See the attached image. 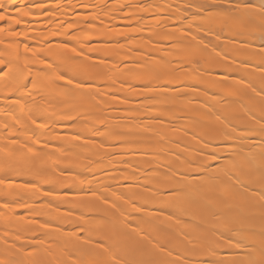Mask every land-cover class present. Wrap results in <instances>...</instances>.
Masks as SVG:
<instances>
[{"label":"bare ground","instance_id":"6f19581e","mask_svg":"<svg viewBox=\"0 0 264 264\" xmlns=\"http://www.w3.org/2000/svg\"><path fill=\"white\" fill-rule=\"evenodd\" d=\"M42 1L43 3L45 1L48 2L47 0ZM61 1L58 0L55 6H53L54 3L44 4L52 14L57 10H55L57 5L58 7L61 6ZM99 1V5L105 2V0ZM118 1V4L115 5L116 8L113 6L115 3H111L115 10H118L121 4L132 5L131 8H125L128 9L127 12H123L127 17L131 16V19L126 18L124 15L125 20H120V23L122 21L125 25H133L132 28L126 29L125 33L135 38L131 40L122 38V41H125L124 48H121L119 45H117V47H112V45L97 46L107 48L106 52H100L101 55H110L108 53L111 52L114 54L115 51H119L120 53L122 49L124 51V60L149 59L152 64L157 65L161 63L157 59L158 56H165L171 60L182 59L185 62L198 59L200 63H193L190 69L179 72H174L169 69L170 75L167 76L166 79L172 80L175 84H182L184 82L188 84L199 83L202 87H207L209 90L214 89L215 94L218 91V93H220L224 88H236V91H238L241 89L245 90L249 84L254 85L259 81L264 83V71L258 67L259 61L264 59V57L258 54L260 51L258 47L260 44L259 30L254 27L242 26L233 18L235 16L249 14L245 10L224 14L222 10L219 12H208L205 9L198 8V6L202 4L205 5L206 8L213 4H223L226 3V0ZM86 2L87 0H85V3ZM252 2L258 5L261 0H252ZM140 3L144 4V10L137 7ZM50 4L55 8H52ZM75 4L79 3L75 2L71 5L74 6ZM63 5L65 4L63 3ZM113 8L111 10H104L103 15L102 13L99 14L105 16L104 18L107 19L109 21L108 23H111V25L113 21H111L112 16L109 15L115 12ZM73 10L72 8L71 10H66L68 16L74 13ZM57 11L61 12L62 10ZM69 12L73 13L70 14ZM117 12L118 11H116V13ZM76 14H74V17L70 16V18L84 21L88 15L80 12ZM48 16L49 15L34 11L33 17H24L23 19L28 22L22 24L25 30L20 40L22 39L23 41L5 43L4 41L7 37L4 36V33L0 34V50H2L0 59L4 62L0 64V68L8 66L16 82V84L13 85H0V95L3 97L0 99V134H2L3 129H6L7 126L14 125L18 119L27 124L34 123L40 126V130L38 131H34L31 128L21 134L15 132L12 137L21 136V140L14 141L13 139L7 138L0 142V160H5V162L0 163V171L3 172V174L0 172V179L4 180V183L0 184V198L4 201L6 207L10 202L21 201L26 198L29 199L28 201L20 203L17 207L11 208L9 206V208L5 209V215H9L8 222H10V226L7 229L13 228L14 230H18L19 228L23 232H27L28 229H35L28 227L24 229L21 228L22 226H18L16 221L18 217L15 214L19 210H25L29 212L26 215L25 224L36 222V231H38V233L42 232L40 233L41 237L48 233V236L46 235L47 237H42L44 238L41 244V247H43V255L41 254L43 258H41L40 261H36L38 262L37 264H41L44 260L46 262L44 261L43 264H97L98 261L108 259L112 253L123 254L132 247L135 248V251L130 252L126 257L130 260L142 258L141 250L144 248L151 249L157 257L169 259L166 253H159L158 249L152 247V244L156 241H159L160 244L165 245L167 248L178 250L181 253H190V250L194 246L197 233L191 225L183 222L178 224L174 217H170L167 214V212L176 211L174 206L168 207L166 213H156L152 211L135 213L132 211L130 204H124L120 210H116L110 205L103 203V196H100V193H105L110 199L113 198V192L121 191L131 195L133 199H141L142 201L152 199L150 194L141 198L138 194L143 192V189L136 186L137 181L141 184L154 183V181L144 179L145 176L159 175V173L152 171V169L160 168L163 170L168 165H171L173 168L187 167L185 163L186 160H192L196 163L201 162L197 159L200 153L196 151L201 145L193 141L190 136L185 135L183 129L187 127L203 134L201 126L197 123V121L201 120L206 123L214 124L217 127H222L223 124L221 121L216 120L217 114H220L228 117L232 124L237 126V132H240L244 125L248 127L253 123L247 118L246 112L248 108L254 107L253 102L248 103L250 97H252L254 93L250 92L251 90L238 92L239 97L242 95L239 103L242 102L241 100L246 99V97V100H248L247 102L244 100L242 102L244 104H239V97H236V99L233 97L232 101L234 102H231V100L229 101V98L225 95L222 96L223 98L225 97L224 99L218 98V100H216V96L213 100L209 96V91V97L207 96V99L206 95L204 96L205 98L202 96L204 92L202 93L199 89L193 91L190 87H182L180 88L179 95L175 92H169L170 97L178 96V101L176 99V101H172V99L161 97L158 101L139 103L127 102L120 105H123L124 108H139V113L125 112L123 110L121 113V111L117 110L118 108L116 109L118 112H115V101L107 96H105L107 103L101 101L99 106L93 104L89 105L87 109L81 108L79 92L60 87L59 85L63 84L64 81L54 83L61 70L71 69L73 67L72 62L67 60V57L73 55V53L70 49L66 50L62 47V42L64 41L54 42L52 44L48 42H50V40H58V38L61 37L65 39V41H71L72 45L79 47L80 41L84 38L90 37L104 40L107 38L108 40L109 38L108 36L106 37V32L104 31L105 29L108 30V28L104 27L101 29L98 27L100 21L103 19L99 16L98 18H101V20L97 18L96 24L92 27L91 32L76 31L68 27V29L71 28L73 31L75 30V34L84 35L81 38L77 37L72 39L71 36L70 38H68L69 36L67 37V30H63V23L55 21V17L58 18L59 15H53L52 18ZM141 17H143V19H141ZM185 17H187L186 21ZM41 19H47V21L41 24L35 23L32 26L38 32H40L41 29L44 30V28L49 30L46 32L42 30L43 33L45 32L44 34L41 31L36 35V33H33L35 30L30 31L27 26L31 20ZM105 19H103L104 22ZM97 22H99V25ZM103 25L108 26L109 24L105 23ZM188 25H191V32L196 34L198 39L202 38L203 43L208 45L207 51L199 52L194 55H190L186 52L184 44L188 41L177 29L181 27L187 28ZM148 37H151V39H148ZM246 39L250 41L247 46L241 43ZM177 40H183L184 44L174 43L173 46L169 47L170 43ZM154 41H164V44L154 43ZM26 42L29 45L38 44L40 46L37 45L34 49H30V46ZM25 45H27V48ZM137 48H140L142 51H134V49ZM216 51L220 53L219 56L215 55ZM148 53L152 54L151 57L147 55ZM47 60L51 61L54 65H61V68L51 72L37 71V69L46 67L44 61L49 63ZM246 61L247 63H245ZM111 66L114 68L116 67L113 65ZM177 67H179V65L173 64L171 66L172 69ZM116 68L117 71L110 73L112 77H109V75L108 77L115 78V80L117 77L124 79V77L119 75L120 70L118 66ZM204 68H207L208 71H202ZM223 73H226L227 76L225 77L222 75ZM29 76L33 78L32 84H28L30 80L28 78ZM110 80L112 81L114 79H109V81ZM221 80L224 82L220 83L219 81ZM131 82L135 83L136 81L132 80ZM117 83L118 80L116 84ZM23 84L30 85V88L26 89L22 87ZM115 88L119 89L121 85L117 84ZM130 89L131 88L125 84L121 93L127 94L128 91L127 95H129ZM112 90L113 89H101V91ZM137 90L138 97L140 95L152 94L150 91L145 93L143 89H135L133 92H137ZM139 91H142L143 94H140ZM244 92L246 97L243 96ZM247 92L251 93V95ZM200 93H202V95ZM212 93H214V91H212ZM239 93H241V95ZM231 94L230 96H232ZM130 95L132 96V93ZM248 95L250 97H248ZM13 96H20L23 98L27 103V108L24 109V107H22L19 110H17L16 107L12 108L10 104L14 102L8 101L7 98ZM134 96L136 95L133 93L135 101L139 99L137 97L136 99ZM226 98H228V100ZM258 99L259 98H257V100ZM203 101H207L208 104L212 106L211 115H206L204 111H197V109L201 108V102ZM245 102L247 104H245ZM153 104L155 107L150 108L149 106ZM177 106L187 109L186 115L180 113L176 114L177 116L170 115L169 113L171 111L168 112L166 110L169 109V107L176 108ZM7 107L10 109H7ZM112 108L113 110L111 111ZM146 109H150L152 114H162L167 120H171L173 123L161 125L154 121L144 120L143 125H151L147 135L143 137L112 136L107 138V142L103 146L91 141H88L86 146H80L84 145L85 141L83 139L77 140L74 134L70 132V130H72L71 127L74 125L71 124V120L80 115L81 112L91 113L90 115L82 116L81 119L77 121V123L88 126V129L82 131V133L88 135L91 133L94 126L98 127L102 123L96 118L97 116L103 115L105 117L103 122L110 126H117L129 122L133 123V121L136 123V120L126 121L121 118L126 116L139 117L145 112H148L145 111ZM51 110H55L54 118H42L44 112ZM161 110L164 112L161 113ZM167 112L168 114H166ZM117 113L123 116H118ZM40 120L51 121L48 123H40ZM58 122L64 125L55 126L54 123L57 124ZM140 125L141 123L138 120L137 124L131 125V129L124 130L141 131L142 127H140ZM51 126H54V130L48 131ZM161 134L163 135V143L160 142ZM220 138V136L213 137V139L217 140ZM117 141H124V143L122 145L117 144ZM242 143L248 145L250 142L245 140ZM216 151L223 157L235 155V153L227 147L217 148ZM150 152H157L160 154L156 156L148 155L147 153ZM260 152L261 149L259 147H252L250 151L246 147L244 150L245 155L252 161L253 167L257 166L260 162L258 159ZM23 158H25V161L22 164L16 162ZM101 158H105L106 163L98 164V159ZM204 159L206 160L207 157L205 156ZM241 160V157H236L234 163L232 160L225 159L222 160L221 163L228 164L229 168L212 167L205 172L203 180L199 186H195V191L193 193L198 205L206 206L210 208L211 211L217 213H227L229 209H232L233 212L240 213H247L250 211L249 209L238 206L240 197L230 194L234 190H229L228 188L227 174L229 172L238 171ZM123 161H129L130 163L125 164ZM61 168H67L71 171L62 173L60 171ZM105 172L107 173L105 174ZM212 174L216 175L215 179L208 177ZM237 174L239 173L237 172ZM77 179H83L86 184L82 183L74 188L72 184ZM124 179L129 180L133 184V187H122L121 181ZM31 180L36 182V192L39 193L33 198L29 197L33 195L34 191L32 189H26L23 186L25 181ZM48 188H52V190L50 191ZM67 188L77 191L83 189V191L77 194H69L64 191ZM89 189L95 190V194L90 192ZM45 190H48L51 195H45ZM155 199L157 201H162L167 198L157 194ZM38 200L42 203L40 202L37 204L36 202ZM57 205H59V207H57ZM155 206L157 205H153V207ZM185 207L187 208L186 212L182 209L176 212V214L184 215L186 219L193 218L195 221H199L201 208L195 205ZM66 209H73V211L69 213ZM254 211L258 212V210ZM121 213L124 214L121 215ZM101 217H104V219H100ZM205 218L212 223H218L217 221H213L209 215H205ZM45 221L48 223L45 224ZM135 225L138 226L133 230L132 226ZM44 229H48L45 231L50 232L46 233ZM81 229L85 230V237H90L87 243H85L84 239L80 238ZM161 229H168L169 232L181 234V236L183 233H187L188 235L183 238L185 242L181 243L179 238L170 236L168 232L161 231ZM258 230L259 223L257 222V231ZM8 231H11V229ZM13 232H15V234L12 233L14 237L18 231ZM125 233L130 235H125ZM8 235L10 236L9 233ZM99 239H103L106 242L111 249L110 252L104 253L96 248L94 242ZM210 239L214 247L220 248V252L216 258L230 261L247 259L243 250L235 247L227 249L225 247L227 245L226 240L217 239L215 237ZM30 240H28V242ZM255 240L257 244H259V236L255 237ZM28 242L25 246H32L31 243L36 241H30L31 243ZM37 242L40 246L41 242L39 240ZM2 245L0 244V258L2 254L9 255V258L2 257L3 261H0L2 264L36 263L34 260L32 261L29 259L31 258L29 256H27L28 261H26V256L20 259L19 256L21 254L19 256L16 254L20 253L21 249L17 250L15 246L13 248L14 244L10 246V248H13L11 251H9V247L6 250V246L4 247V244ZM43 245H47V249L46 246L44 247ZM22 248L25 247L23 246ZM16 250L19 252H16ZM229 251L237 254H223ZM200 254V252L192 253L194 257ZM5 258H7V263L4 262ZM31 261L34 263H31Z\"/></svg>","mask_w":264,"mask_h":264},{"label":"snow or ice","instance_id":"6c2138e0","mask_svg":"<svg viewBox=\"0 0 264 264\" xmlns=\"http://www.w3.org/2000/svg\"><path fill=\"white\" fill-rule=\"evenodd\" d=\"M11 8V12L9 11ZM83 8H88V5H81ZM94 8H101L102 10H108L110 4L108 0L102 5H91ZM130 4H121L119 10L123 11L125 8H131ZM138 8L144 10L145 6L143 3L137 5ZM190 7V6H189ZM198 8L205 9L208 12L223 11L224 14H231L240 10H245L247 15H240L233 17L240 25L245 27H254L259 30V55L264 57V0L256 5L252 0H226V3L219 5H210L206 8L205 5H199ZM35 12H41L44 15H51V11L46 7L42 0H35V2H29V0H12L10 6H6L2 0H0V22L7 24H13L20 26L28 21L24 20V17H33ZM98 16H93L90 13L86 16L83 21V27L79 30L83 32H89L91 28L96 24ZM131 19V16L127 17ZM143 19V17H141ZM187 17H185V21ZM76 22H72L69 26L72 27ZM99 27H103V21L100 22ZM130 27V25L128 26ZM199 27V25H198ZM181 32L182 36L187 39V43L184 44L183 40H177L169 44V47L173 46L174 43L184 44L185 50L188 54L194 55L199 52L207 51L208 45L203 43L202 38L198 39L196 34L191 32V25L187 28L181 27L177 29ZM0 31H3L0 28ZM15 30H10V35H16ZM127 40L134 39L135 37L130 36L126 33H122ZM171 35V34H169ZM151 39V37H148ZM112 41L104 39H93L84 38L79 47L71 44V41L62 42V47L69 50L73 55L67 57V60L72 62L73 67L71 69H63L60 71L57 80L64 81L59 86L71 91L80 93V106L81 108L87 109L89 105L99 106L101 101L105 100V96L110 97L113 100H119L121 104L127 102H146V101H158L161 97L165 99L175 100L178 96H169V92H175L180 94L181 87H190L193 91L201 90L205 94L209 92L207 87H202L199 83L188 84L184 82L182 84H175L172 80L166 79L170 75L169 69L174 72L184 71L191 68V65L199 64L200 61L192 60L185 62L182 59L171 60L165 56H158L157 59L161 62L160 64H152L149 59H133V60H117L111 55H101V51H107L106 47L110 45ZM119 44V41H116ZM154 43L164 44V41H154ZM247 46L250 41L244 40L241 42ZM27 48V45H25ZM134 51H142L140 48L134 49ZM151 57V53L147 54ZM216 56H219L218 51L215 52ZM227 55V54H225ZM0 61V64H3ZM46 67L43 69H37V71L51 72L55 69H60L61 65L51 64L44 61ZM247 63V61L245 62ZM173 64L179 65V67L172 69ZM109 65H116L119 68V75L124 77L121 79V88H115L116 81L111 82L108 79L110 72L117 71V68L109 67ZM258 67L264 71V59L261 60ZM202 71H208L207 68ZM4 69L0 68V73H3ZM225 77L226 73H223ZM132 80L137 82L133 83ZM223 83L224 81H219ZM31 83V81H29ZM127 84L131 89H143L145 93L149 91L152 94H145L138 100L133 101L129 95H121L123 86ZM22 87L27 88L28 84H23ZM254 95L250 97V100L254 102V107L248 108L246 112L247 118L252 121V125L241 129L237 132V126L226 116L217 114L216 120L221 121L222 127H217L214 124L206 123L204 121H197L201 126L202 133L197 132L193 129L185 127L183 129L185 135L190 136L193 141L199 143L201 147L196 151L200 153L197 159L200 163H196L192 160H186L187 167H176L173 168L171 165L166 166L163 170L160 168L152 169V171L159 173L158 176H145V180L154 181V183H143L136 182V186L143 189V192L138 195L142 198L145 195H151L152 199H133V197L126 192H113L112 197L109 198L105 193H100L103 196V203L110 205L113 209L120 210L124 204H130L133 212L140 213L143 211H152L156 213H166L167 208L174 206L176 211L167 212L170 217H174L177 223H185L191 225L194 231L197 233L194 246L189 252L181 253L178 250L167 248L165 245L160 244L156 241L152 244V247L158 249L159 253H166L169 259L157 257L151 249L144 248L141 250L140 259H128L126 258L130 252H134L135 248L132 247L129 251L123 254L112 253V255L105 260L98 261L97 264H264V85L259 88L249 84ZM101 89H113L112 91H101ZM257 98H259L257 100ZM150 108L155 105H150ZM125 112L139 113V108H124ZM171 111L172 109H166ZM212 106L207 101L201 102V108L197 111H204L206 115H211ZM89 112H81L80 115L71 120V124L77 123L82 116L90 115ZM102 123L98 127H93L90 134L85 135L82 132L74 133L77 140L83 139L86 146L88 141L93 143H99L103 146L107 142L108 137H143L148 134L151 125H143L144 120L154 121L158 124H172L171 120H167L162 114H152L150 111L145 112L143 115L137 116H126L121 119L126 121L139 120L143 125L141 131H125L124 129H131V124L124 123L117 126H110L103 122L105 117L103 115L96 117ZM215 136H220V139H213ZM248 140L250 143L245 145L243 141ZM161 143H163V135L161 134ZM117 144H123L124 141H117ZM115 146V145H112ZM227 147L231 149L235 155L223 157L220 155L217 148ZM248 148L249 151L252 147H259L261 149L259 155V164L255 167L252 166V161L248 156L245 155L244 150ZM210 149V150H209ZM148 155H159L157 152L147 153ZM207 157L205 160L204 157ZM241 157V163L239 165L238 172H229L227 174L228 188L234 190L230 194L233 196H239V207L249 209L247 213L233 212L229 209L227 213H217L211 211L206 206L198 205L193 193L195 186H199L204 178L205 172L212 167L217 168H229L228 164H222V160H232L235 163V158ZM123 163H130L129 161H123ZM126 170V169H125ZM62 173L70 172V169L61 168ZM4 180L0 179V184H3ZM83 183V181H81ZM23 186L26 189L36 188L35 181H25ZM121 186L125 188L133 187V184L124 179L121 181ZM163 186V187H161ZM111 187V186H109ZM65 193L71 192V188L64 190ZM83 191V189H81ZM90 192L95 194V190L89 189ZM159 194L161 197L167 199L157 201L156 195ZM45 195H51L48 190H45ZM99 198V197H98ZM7 203V201H6ZM51 203V202H50ZM153 205H157L153 207ZM198 206L201 208L200 219L195 221L193 218H185L184 215H177L176 212L182 209L186 212L185 206ZM59 207V205H57ZM254 210H258L254 211ZM67 212L71 213L73 209H66ZM124 213H121L123 215ZM131 214V213H129ZM205 215L211 216L213 221L218 223H212L205 218ZM100 219H104L101 217ZM257 222L259 223V230L257 231ZM48 223L47 221L44 222ZM138 225L132 226L133 230ZM81 239L85 240V243L90 240V237L84 236V229H81ZM161 231L168 232L170 236H175L180 239L183 243L184 237H187V233L174 234L169 232L168 229H161ZM125 235H130L125 233ZM147 236V234H146ZM259 236V244H257L255 237ZM215 237L217 239H223L227 241L225 246L227 249L238 248L243 250L244 255L247 259L244 260H227L216 258L220 252L219 247H214L210 238ZM95 246L98 250L108 253L111 251L110 247L106 244L103 239L96 240ZM151 243V241H150ZM200 252L199 256L194 257L192 253ZM224 255H236L235 252H225ZM2 264V262H0Z\"/></svg>","mask_w":264,"mask_h":264},{"label":"rangeland","instance_id":"374dc122","mask_svg":"<svg viewBox=\"0 0 264 264\" xmlns=\"http://www.w3.org/2000/svg\"><path fill=\"white\" fill-rule=\"evenodd\" d=\"M30 2H34L35 0H29ZM45 1V0H44ZM48 2H44V3H46V4H48V3H51V4H53L54 3V5L53 6H55L57 3H58V0H47ZM61 1V0H60ZM63 1V0H62ZM60 2L61 3V6H59L58 7V5L56 6L57 8H55V7H52L51 6V4H50V6L52 7V8H55V10L57 9V10H62L61 12H59V11H54V13H52L50 16H48V17H50V18H52V16L53 15H56V16H58V18H60V19H58L57 17H55L56 18V22H62L63 24H62V28H63V30H67L66 32V34H67V37L68 38H70V36H71V38L73 39V38H77V37H82V36H84L83 34H78V33H76L75 34V30L77 31V30H79L81 27H83L84 25H83V21L82 20H79V19H75V18H70V16H72V17H74L75 15L74 14H76V12H77V14L80 12V13H84V14H92L93 16L94 15H96V16H100V17H102L103 19H105L104 17L105 16H101V15H99V14H101L102 13V15L104 14V10H102L101 8H94V7H91V5H93V4H95V5H99L100 4V1L99 0H87V2L85 3V0H80V2H79V0H64L63 2ZM82 1V2H81ZM89 1V2H88ZM99 1V2H98ZM116 1V2H115ZM117 1L118 0H108V3L109 4H111V3H115L113 6L115 7V5H117L118 3L120 4V2L118 1V3H117ZM124 1V0H123ZM2 2L6 5V6H10L11 4H12V0H2ZM19 2V0H17V3ZM43 2V1H42ZM79 3V4H75L74 6H72L71 4H74V3ZM96 2H98V3H96ZM56 3V4H55ZM60 3H59V5H60ZM63 3L65 4V5H63ZM66 3H68V4H66ZM71 3V4H70ZM89 3V4H88ZM10 4V5H9ZM88 5L89 7L88 8H83V7H81V5ZM113 6H112V4L110 5V8H109V10H111L112 8H113ZM91 7V8H90ZM71 8H72V10L74 11V13L72 14V13H70V14H72V15H70V16H68V13H67V11L66 10H71ZM116 8V7H115ZM115 8H113L114 10H115ZM90 9V10H89ZM88 10V11H87ZM9 11L11 12V8L9 7ZM85 11H87V12H85ZM100 11V12H99ZM102 11V12H101ZM116 11H118L117 13H120V14H117L116 13ZM128 11V9H124L123 11H120L119 9L118 10H115V12L114 13H112L111 14V12H110V14L111 15H109V16H112V20L111 21H113L112 22V25H111V23H108L109 21L107 20V19H105V22H104V20H103V24H109L108 26L106 25V26H104L103 25V27H100L101 29H103L104 27L105 28H108V30L107 29H105L104 31L106 32L105 34H106V37L108 36V40L109 41H112V43L110 44V45H112V47L114 46H116L117 47V45H119L121 48H124V44H125V41L123 42L122 41V38L124 39L125 38V36H123V35H121L122 33H125V31H126V29H129V28H132L133 27V25H130V27H128L129 25H125L124 24V22H122L123 21V19L125 20V16H126V18H127V15L126 14H124L123 12H127ZM96 13V14H95ZM76 14V15H77ZM125 15V16H124ZM62 18H61V17ZM68 16V17H67ZM129 17V16H128ZM99 20H101V18H98ZM101 20V21H102ZM107 20V21H106ZM110 20V19H109ZM120 20H122L121 21V23H120ZM47 21V19H41V20H31L30 21V23H29V25L27 26V28L31 31V30H35V28L32 26L33 24H35V23H39V24H41V23H45ZM100 21V22H101ZM119 21V22H118ZM72 22H76L75 24H73V26L71 27V28H73V29H75L74 31H73V29H68V27H70L69 25L72 23ZM117 22V23H116ZM98 23V25H99V22H97ZM116 24V25H115ZM114 25H115V27H114ZM123 25V26H122ZM99 27V26H98ZM0 28H2L3 29V31H0V34H2V33H4V36H6L7 37V39L4 41L5 43H10V42H12V41H16V42H19V41H23L22 39L20 40V37H22V35H23V33H24V30H25V28L22 26V24L20 25V26H16V25H13V24H7V23H4V22H0ZM118 28V29H117ZM15 30V32L17 33L16 35H10V30ZM92 29V28H91ZM110 29V30H109ZM40 30V29H39ZM43 29H41V31H42ZM47 30H49V29H46V28H44V30L43 31H47ZM107 30V31H106ZM36 31V30H35ZM33 32V33H36V35H37V33H40V32H38V31H36V32ZM43 31H42V33H43ZM80 31V30H79ZM44 32V33H45ZM59 32V31H58ZM89 32H91V30L89 31ZM41 33V34H42ZM43 33V34H44ZM61 39V40H60ZM0 40H1V38H0ZM79 40V39H78ZM106 40H107V38H106ZM119 40V44H117L116 43V41H118ZM121 40V41H120ZM60 41H65V39H63V38H58V40L57 39H55V40H50V42H48L49 44H52V43H54V42H60ZM81 42V41H80ZM27 43V42H26ZM28 44V43H27ZM29 45V44H28ZM38 45V44H37ZM37 45L36 44H32V45H29L30 46V49H34L35 47H37ZM122 45V46H121ZM38 46H40V45H38ZM118 46V47H119ZM121 51L122 52H120L119 53V51L118 52H114V54H112L113 52H111V53H108V54H110V55H112V57L114 58V59H117V60H124V51L121 49ZM1 52H2V50H0V58H1ZM0 61H1V59H0ZM49 63H51L52 64V62L51 61H49V60H47ZM261 61V60H260ZM260 61H259V63L258 62H256V63H258V65L260 64ZM54 63V62H53ZM113 66H116V65H113ZM109 67H112L111 65L109 66ZM117 67V66H116ZM115 67V68H116ZM3 69H4V72L3 73H0V85H2V84H7V85H13V84H16V82H15V77L11 74V72H10V69H9V67L8 66H3L2 67ZM217 69H219V68H217ZM111 73V72H110ZM110 73L108 74L109 75V77H112V76H110ZM108 77V79H114L115 80V78H109ZM30 80L29 81H31V83H28V84H32V82H33V78H32V76H29L28 77ZM120 79L121 78H116V82H117V80H118V83L117 84H120ZM111 81V80H110ZM135 81V80H134ZM137 82V81H136ZM116 84V85H117ZM262 85H264V83H262V82H256L253 86H255V87H257V88H259L260 86H262ZM246 87V86H245ZM27 88H30V85H28V87ZM26 88V89H27ZM182 88V87H181ZM139 89V88H138ZM211 89V88H210ZM133 90H135V89H130L129 90V92H130V94L132 93V96L129 94V96H131L132 98H133V93H134V95H136V96H134L135 98L137 97V98H140L141 97V93H142V91H139L140 92V96L138 97L137 95V93H138V90H137V92H133ZM214 91V93H212V91ZM211 90H209L210 91V98L211 99H213V98H215L216 96V100H218V98L219 99H222L223 97L222 96H226V97H228L229 98V101L231 100V102H234V101H232L233 100V97L236 99V97H239V95H238V92H241V91H243L242 89L241 90H238V91H236V88L235 89H232V88H228V89H226V88H224L223 89V91H221L220 93L222 94H220V93H216L215 94V90L214 89H211ZM227 90V91H226ZM249 91V90H251V87H249V86H247L246 87V89L244 90V91ZM226 93H225V92ZM144 92V91H143ZM250 92H252V90L250 91ZM136 93V94H135ZM202 93H203V91H202ZM202 93H200L201 95H202ZM229 93V94H228ZM232 93V94H231ZM236 93V94H235ZM248 94H250L251 95V93H249V92H247ZM127 94H128V91H127ZM126 93H121V95H127ZM143 94V93H142ZM208 94H209V92L207 93V94H205V93H203V97L206 95V97L208 96ZM230 94L232 95V96H230ZM240 95H241V93H239ZM243 94V93H242ZM253 94V93H252ZM201 95H199V96H201ZM220 95V96H219ZM229 95V96H228ZM235 95V96H234ZM208 96V97H209ZM219 96V97H218ZM242 96V95H241ZM241 96L238 98L239 100H238V103H239V101H240V98H241ZM243 96H245V92H244V94H243ZM202 97V98H203ZM208 97H207V99H208ZM221 97V98H220ZM232 97V98H231ZM246 97V96H245ZM248 97H250L249 95H248ZM3 97H1V95H0V99H2ZM136 98V99H137ZM201 98V97H200ZM205 98V97H204ZM225 98V97H224ZM223 98V99H224ZM228 98H226L227 100H228ZM8 99V101H13L14 103H12L11 102V104H10V106L12 107V108H17V110H19V109H21L22 107H24V109H26L27 108V103L24 101V99L23 98H21L20 96H13V97H9V98H7ZM134 99V98H133ZM178 99V98H177ZM176 99V100H177ZM210 99V100H211ZM234 99V100H235ZM246 99H247V97H246ZM246 99H243V100H241L242 102L244 101V100H246ZM175 100V101H176ZM214 100V99H213ZM212 100V101H213ZM250 100V99H249ZM115 102V104H116V106H115V104H114V111L116 112L117 110L118 111H121V113L123 112L122 111V109H124V106L122 105V106H120L121 105V103H120V101L119 100H114ZM133 101H135V99L133 100ZM173 101V100H172ZM178 101V100H177ZM248 100H246V102H247ZM150 102V101H149ZM152 102V101H151ZM237 102V101H236ZM242 102H240L239 104H241ZM245 102V104H247ZM250 102H253L252 100H250L248 103H250ZM237 103V104H238ZM254 103V102H253ZM242 104H244V103H242ZM118 108V109H117ZM131 108V107H130ZM7 109H10L9 107H7ZM117 109V110H116ZM169 109H172L171 110V112L170 111H168V112H170L169 114L170 115H175V116H177L176 114H183V115H186V113H187V109H185V108H183V107H181V106H177L176 108L174 107V108H170L169 107ZM174 109V110H173ZM188 109H190V108H188ZM113 110V108L111 109V111ZM117 111V112H118ZM145 111H150V112H152L150 109H146ZM144 111V112H145ZM155 112V111H154ZM161 113L162 112H164V111H160ZM168 112L166 113V114H168ZM120 113V114H121ZM117 115H118V113H117ZM54 116H55V110H51V111H46V112H44V114H43V117L42 118H45V119H51V118H54ZM118 116H123L122 114L121 115H118ZM180 116H182V115H180ZM180 116H178V117H180ZM49 121H51V120H44V121H42V120H40L39 122L40 123H42V122H44V123H48ZM137 121L138 120H136L135 122L136 123H134V121H133V123L131 122H129V124H131V125H133V124H137ZM139 123V122H138ZM55 124V126H62V125H64L63 123H61V122H58L57 124L56 123H54ZM140 127H143V125H140ZM247 127V126H246ZM33 129L34 131H38V130H40V126H38L37 124H34V123H31V124H27V123H25L24 121H20L19 119L14 123V125H10V126H7V128L6 129H3V131H2V134H0V142L1 141H3V140H6L7 138H9V139H13L14 141L15 140H21V136H14V137H12L13 135H14V133L15 132H17V133H23V132H26V130L27 129ZM72 130H70V132L71 133H76V132H82V131H84V129H88V126H86V125H84V124H82V123H75L72 127ZM242 128H245V125H244V127H242ZM51 130H54V126H51L49 129H48V131H51ZM100 160V161H99ZM25 161V158H23V159H20V160H18V161H16L17 163H20V164H22L23 162ZM97 161V160H96ZM3 162H5V160L4 159H1L0 160V163H3ZM98 164H100V163H106L105 162V158H101V159H98ZM12 163V162H11ZM1 172V174H3V172L2 171H0ZM236 172H238V171H236ZM107 172H105V174H106ZM239 173V172H238ZM208 177H211V178H216V175L215 174H212V175H209ZM32 181V180H31ZM81 181H83V184H86V183H84L85 181L83 180V179H77L76 181H74L73 182V186H74V188H76V187H78L79 185H81L82 183H79V182H81ZM34 192H33V195H31L29 198H33V197H35L36 195H38L39 193H37L36 192V188H34V189H32ZM48 190H52V188H48ZM38 191V190H37ZM78 192H82V191H77V190H71V192H69V194H73V193H75V194H77ZM29 199L28 198H26L25 200H21V201H14V202H10V203H8V206L6 207L5 205H4V201H2V199L0 198V232H1V234H0V244L2 245V244H4V247H5V249L7 250L8 249V247H9V251H11L13 248H14V246H15V248L18 250H20V253H18V254H16V255H20L19 256V258L21 259V257H22V259L23 258H25V256H26V261H28V257L27 256H29V257H31V258H29V259H31L32 261L34 260V262H36V261H40L41 260V258H43V251H42V248L43 247H41L42 245V243H43V240L42 239H44V238H42V237H47L48 235V233L47 232H50V231H45V230H48V229H44V231L47 233L45 236H42L41 237V234L40 233H42V232H40V233H38V231H36V222H31V223H26L25 224V218H26V215L29 213L28 211H25V210H19L15 215L18 217V220H16L17 221V224H18V226H22L21 228H24L25 229V227H28V228H35V229H28L27 230V232H23L22 230H20L19 228H18V230H14L13 228H10L11 229V231H12V229H13V231H18V232H16V235L13 237L12 236V233L13 234H15V232H11V231H8V230H10V229H7L10 225V222H8V216L9 215H5L6 214V208H9V206L11 207V208H13V207H17V206H19V204L20 203H22V202H24V201H28ZM39 201V200H38ZM36 202L37 204H39L41 201H39V202ZM42 203V202H41ZM8 210V209H7ZM9 211H11V210H9ZM4 228H6V229H4ZM3 231V232H2ZM20 232V233H19ZM37 232V233H36ZM8 233L10 234V236H12V237H10L9 235H8ZM44 233V232H43ZM17 234H18V236H17ZM39 234V235H38ZM45 234V233H44ZM43 234V235H44ZM17 236V237H16ZM41 238H40V237ZM7 237H9V238H7ZM31 239V240H30ZM42 241H41V240ZM28 240H30V241H36V242H28ZM40 241L41 243H40V246H39V244H37L38 242L37 241ZM27 242L28 243H31L32 244V246H25L26 244H27ZM7 243V244H6ZM9 243V244H8ZM6 244V245H5ZM12 244H14L13 245V248L11 247L10 248V246L12 245ZM30 244V245H31ZM34 244V245H33ZM29 245V244H28ZM3 246V245H2ZM25 247V248H22V247ZM44 247L46 246V249H47V245H43ZM1 249H2V247H1ZM45 249V250H46ZM4 250V249H3ZM16 250V252H19V251H17ZM5 252V251H4ZM3 252V253H4ZM7 252V251H6ZM7 254H8V252H7ZM42 254V255H41ZM2 255H4V254H2ZM1 255V258H0V261L2 260L3 261V259H2V257H8L6 254V256L4 255V256H2ZM9 258V257H8ZM48 258V257H47ZM7 260V258H5L4 259V262H8V261H6ZM50 260V259H49ZM31 261V263H34V262H32ZM45 261V260H44ZM43 261V262H44ZM29 262H30V260H29ZM43 262L41 263V264H43ZM46 262V261H45ZM38 262H36V263H34V264H37ZM3 264H5V263H3ZM40 264V263H39ZM44 264H50V263H44Z\"/></svg>","mask_w":264,"mask_h":264}]
</instances>
